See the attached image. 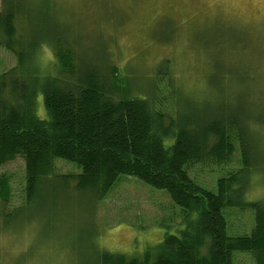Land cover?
I'll return each mask as SVG.
<instances>
[{
  "label": "trees",
  "instance_id": "obj_1",
  "mask_svg": "<svg viewBox=\"0 0 264 264\" xmlns=\"http://www.w3.org/2000/svg\"><path fill=\"white\" fill-rule=\"evenodd\" d=\"M59 24L54 0H3L0 45L17 63L0 75V168L24 159L25 202H38L47 182L52 191L72 182L101 199L121 175L133 176L166 190L183 208L186 227L142 258L103 251L96 264H234L236 251L264 264V196L247 198L256 184L264 189L261 118L222 94L206 107L175 97L171 113L154 90L138 93L121 79L116 65L102 69L79 54ZM43 50L54 58L47 71L39 62ZM40 95L45 117L38 114ZM57 159L74 162L79 171L57 173ZM206 161L236 166L218 178L216 192L191 174ZM10 196V178L0 175L4 210ZM231 210L253 212L250 234H228Z\"/></svg>",
  "mask_w": 264,
  "mask_h": 264
},
{
  "label": "rangeland",
  "instance_id": "obj_2",
  "mask_svg": "<svg viewBox=\"0 0 264 264\" xmlns=\"http://www.w3.org/2000/svg\"><path fill=\"white\" fill-rule=\"evenodd\" d=\"M54 2L59 25L79 54L102 69L116 65L121 79L138 93L154 90L152 95L169 112L175 114V97L206 107L222 94L264 123V0ZM24 23L18 21V31ZM53 59L50 50L39 56L46 71ZM16 63L15 55L0 45V75ZM38 114L46 116L42 95ZM235 167L206 161L195 164L191 174L216 192L218 178ZM56 168L60 174L79 171L64 159L56 160ZM0 175L8 176L11 186L5 210L0 200V264H96L103 251L142 258L167 235H180L186 227L183 208L166 190L133 176L121 175L101 199L79 192L72 182L54 191L47 182L38 202L26 203L24 159L5 164ZM263 196L264 189L256 184L247 198ZM227 218L228 234L252 232L251 210H231ZM234 264L256 262L252 253L236 251Z\"/></svg>",
  "mask_w": 264,
  "mask_h": 264
}]
</instances>
